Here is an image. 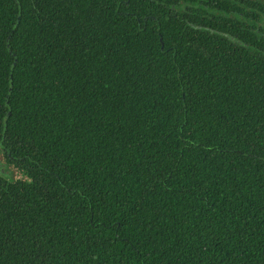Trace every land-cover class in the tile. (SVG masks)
Returning <instances> with one entry per match:
<instances>
[{
    "label": "trees",
    "instance_id": "obj_1",
    "mask_svg": "<svg viewBox=\"0 0 264 264\" xmlns=\"http://www.w3.org/2000/svg\"><path fill=\"white\" fill-rule=\"evenodd\" d=\"M263 20L0 0V264H264Z\"/></svg>",
    "mask_w": 264,
    "mask_h": 264
},
{
    "label": "rangeland",
    "instance_id": "obj_2",
    "mask_svg": "<svg viewBox=\"0 0 264 264\" xmlns=\"http://www.w3.org/2000/svg\"><path fill=\"white\" fill-rule=\"evenodd\" d=\"M3 171L5 173H3ZM0 172L11 179H16L21 176H18L17 170L6 162L5 157L4 155H2V153H0Z\"/></svg>",
    "mask_w": 264,
    "mask_h": 264
},
{
    "label": "water",
    "instance_id": "obj_3",
    "mask_svg": "<svg viewBox=\"0 0 264 264\" xmlns=\"http://www.w3.org/2000/svg\"><path fill=\"white\" fill-rule=\"evenodd\" d=\"M195 27H197V28H202L201 25H195ZM223 34L226 35L227 37L231 38L232 40L237 41V42L240 43V40H236L235 37H233V36H231V35H229V34H226V33H223ZM11 35H12V33H11V34L9 35V37H8V44H9V45H10V38H11ZM15 63H16V60H15ZM8 114H10V112H9ZM3 173H5V172L3 171Z\"/></svg>",
    "mask_w": 264,
    "mask_h": 264
},
{
    "label": "flooded vegetation",
    "instance_id": "obj_4",
    "mask_svg": "<svg viewBox=\"0 0 264 264\" xmlns=\"http://www.w3.org/2000/svg\"><path fill=\"white\" fill-rule=\"evenodd\" d=\"M264 21V20H263ZM255 23H257V24H263L262 22H258V21H256ZM264 26V25H263Z\"/></svg>",
    "mask_w": 264,
    "mask_h": 264
}]
</instances>
